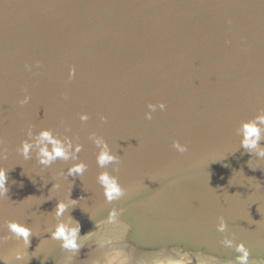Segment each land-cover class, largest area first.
I'll use <instances>...</instances> for the list:
<instances>
[{"label": "water", "instance_id": "1", "mask_svg": "<svg viewBox=\"0 0 264 264\" xmlns=\"http://www.w3.org/2000/svg\"><path fill=\"white\" fill-rule=\"evenodd\" d=\"M160 102L166 109L148 120L147 105ZM261 110L264 0H0V236L8 220L33 229L29 256L15 264H56L62 250L49 231L70 190L78 203L59 219L89 233L72 254L89 264H238L225 236L264 264V158L237 133ZM29 128L82 144L86 172L66 177L72 161L25 159L17 148ZM93 132L120 156L106 170L126 193L111 203ZM113 207L124 212L110 220ZM21 245L0 243V256Z\"/></svg>", "mask_w": 264, "mask_h": 264}, {"label": "clouds", "instance_id": "2", "mask_svg": "<svg viewBox=\"0 0 264 264\" xmlns=\"http://www.w3.org/2000/svg\"><path fill=\"white\" fill-rule=\"evenodd\" d=\"M26 68L30 69L31 65H26ZM76 69L73 67L70 69V78L75 75ZM30 97L25 96L20 101L21 104H25L29 101ZM148 111L145 115L148 120L152 119V113L159 107L160 110L166 109V104L160 102L158 105L149 103L147 105ZM89 116L87 113L80 115L81 121H87ZM102 120H106L107 117L102 116ZM237 133L242 137L240 145L249 153H253L260 158H264V145L261 144L264 141V110H261L254 118L244 121L237 129ZM29 139H25L22 144L17 148V151L22 154L25 159H30L32 153H36V157L40 165L45 167L51 166L57 160L65 162L72 161L71 165L67 168L66 172L61 173L66 177H81L88 169V164L83 160H80L79 153L83 150V145L80 143H73L71 137L60 138L54 133L51 128H42L38 132H33L31 128L28 130ZM90 139L93 140L96 147L99 149L96 154V163L101 169H105L99 173L97 181L103 188V194L108 203L120 200L126 193L125 187L120 183L119 177L112 175L106 169L111 165H118L120 162V156L113 152L109 146L107 140L104 137L97 135L96 133L90 134ZM3 141L0 140V144ZM178 152L184 153L188 150L186 144H181L180 141H174L172 145ZM7 181V169L0 167V196L6 195L8 189L6 187ZM60 185L55 183L53 188H59ZM71 193V190H70ZM69 193V197H70ZM67 200L60 199L56 205L54 215L58 219V222L54 225L49 233L51 234V240L59 242V247L62 250V255L56 259V264H62L64 259L63 253L65 252H79V241L86 237L80 235L81 225L78 221H75L71 215L66 220L59 219L63 217L66 210L75 206L78 201L74 199ZM124 208L113 207L108 212V219H114L118 213L122 214ZM92 219V217H91ZM96 226L98 227L103 220H96ZM7 233L0 236V243L6 242L10 239L22 241V245L14 249L9 255L0 256V262L2 264H15V262L23 261L26 256H29L28 248L30 246V237L33 234V229L26 223H22L18 220H8L6 222ZM228 230V224L223 217L220 218V222L217 225V231L224 233ZM234 237V233L232 234ZM221 243L229 248H233L235 253L234 259L238 264H249V258L251 250L246 243L241 240L236 242L234 238L225 236ZM48 258L44 257V260Z\"/></svg>", "mask_w": 264, "mask_h": 264}, {"label": "bare ground", "instance_id": "3", "mask_svg": "<svg viewBox=\"0 0 264 264\" xmlns=\"http://www.w3.org/2000/svg\"><path fill=\"white\" fill-rule=\"evenodd\" d=\"M69 254L67 255V258L63 261V264H89V262L85 258H83L82 253H79V255L75 253L73 256V252H70Z\"/></svg>", "mask_w": 264, "mask_h": 264}]
</instances>
